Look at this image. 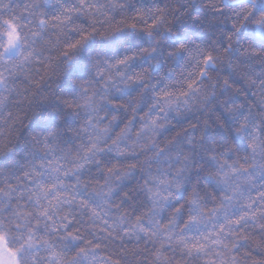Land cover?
Masks as SVG:
<instances>
[{"label":"clouds","instance_id":"obj_1","mask_svg":"<svg viewBox=\"0 0 264 264\" xmlns=\"http://www.w3.org/2000/svg\"><path fill=\"white\" fill-rule=\"evenodd\" d=\"M0 264H264V0H0Z\"/></svg>","mask_w":264,"mask_h":264}]
</instances>
